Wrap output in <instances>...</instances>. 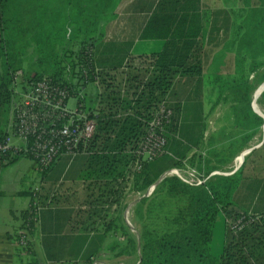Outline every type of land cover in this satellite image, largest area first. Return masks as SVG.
Here are the masks:
<instances>
[{
  "label": "trees",
  "instance_id": "1",
  "mask_svg": "<svg viewBox=\"0 0 264 264\" xmlns=\"http://www.w3.org/2000/svg\"><path fill=\"white\" fill-rule=\"evenodd\" d=\"M121 1L0 0V26L9 21L7 13L12 8L26 4L35 6L41 30L59 21V16L64 14L61 43L70 44L72 40L81 39L85 18L93 20L91 23L95 25L101 21L107 24L117 17L116 9ZM147 5L149 14L140 38L162 41L160 51L138 56L142 64L136 65L128 44L105 41L104 26L97 39L87 35L78 50L71 52L74 55L71 54L66 66H71L69 74L63 75L65 72L61 69L60 73L52 75L83 104V111L95 120L96 130L86 153L80 154L83 158L80 179L85 182L86 197L79 208L63 209L57 205L59 196L55 193L53 197L50 193L39 194L37 206L40 208L58 206L55 211L49 209L43 213L40 210L44 257L50 264H93L104 249L113 253L117 250L115 256L137 252L138 240L123 216L125 191L130 187L127 177L135 161L134 152L148 135L150 124L163 105L172 110L164 131L165 152L143 164L131 189L147 190L166 171L181 166L190 151L203 143L206 125L200 94L208 62L202 0H148ZM248 14L241 38L244 46L238 47L234 73L213 75L228 78L226 84L216 85L219 92L230 84L233 92L240 88L237 86H244L246 112L240 115L239 122L246 128L255 125L256 130L264 119L251 109V90L256 85L250 84L249 79L253 72L264 70V7L250 9ZM94 54L101 69L94 65ZM84 71L89 77L87 82H82ZM13 76L6 72L0 78V139L5 136L3 128L10 113ZM97 78L104 87L101 92L96 88ZM89 82L97 89L94 97H90L95 103L90 106L86 104ZM262 82L264 72L257 84ZM182 90L187 93L182 94ZM262 96L264 98V91ZM208 153L206 166L200 163L199 167L209 174L220 166L211 165L210 157L215 154L214 151ZM234 156L233 153L227 161H222L231 163ZM244 179L247 177L243 166L231 175L215 176L200 186L188 185L177 176L163 178L157 187L165 196L181 199L183 207L175 228L170 231L163 234L148 228L142 231L139 264H263L264 211L257 204L264 194V181L255 180L245 186L248 192L245 195L240 193ZM148 200L147 197L139 199L137 206H144ZM231 206L238 207L241 215L252 212L263 216L238 232L231 230L224 217V244L220 252H213L211 243L218 216ZM118 234L125 243L109 241Z\"/></svg>",
  "mask_w": 264,
  "mask_h": 264
},
{
  "label": "rangeland",
  "instance_id": "2",
  "mask_svg": "<svg viewBox=\"0 0 264 264\" xmlns=\"http://www.w3.org/2000/svg\"><path fill=\"white\" fill-rule=\"evenodd\" d=\"M128 1L129 0H122L116 9V12L120 13V16L122 17L121 19H113L107 24L106 22L101 21L99 24L95 25L94 23H91L93 22V20L85 18L80 31V33L82 34L81 39L77 41L72 40L70 44H67V41L65 42V44L61 43V41H63L64 34L63 28L65 26V21L63 20L64 14L59 16V21L53 22V24L50 25L47 24L46 27L41 30L40 26L37 24L35 6L28 7L29 5L27 4L21 5L18 8H12L7 13L9 21L6 22V24L3 23L0 26V78H3L6 75V72H8L9 75L14 74V76L12 81L13 92L11 106L9 109L10 113L8 115L7 125L6 127L4 125L5 129L3 128V130H5V135L8 132L12 110L14 109L16 104L21 103L24 98V86H30L33 82L44 77L54 79L52 75L60 73L61 69L62 71L64 69L63 73H65L63 75L69 74L71 71V66H66L69 63L68 61L69 57L72 54L71 52H75L76 50H78L80 43L85 38V36L88 35L89 37L94 38V40L97 39L99 31L102 32L104 26V29L106 31L105 38H114L116 36L124 35L122 24L126 15L125 8ZM103 47H105L104 44ZM73 55L74 54H72V57ZM95 57L96 54H94L93 56L94 65L100 68V66L96 62ZM136 62H140V64H142L140 59H137ZM233 63L234 62H229L230 66L229 68H227V72H224L225 69H222L225 62H212L211 67H208L209 64L206 65L200 99L203 103H210L212 105L209 109L210 111L208 110L210 113L212 111H215L216 108L220 107V105L222 104L236 103V105L234 104L232 105V107L234 114L238 117V113H241L244 110V106L246 107V102L244 101V97H246V95L244 96L243 85L237 86L240 87L237 88V92H233V86L231 84L223 88L221 92H219L221 83L223 82V85L226 84L228 78H216V76L213 75L222 74V72L232 75L231 65ZM213 65L216 66L212 68ZM98 67L97 70H100L101 68L99 69ZM263 72L264 70H260L257 74H255L253 78L249 79V82L250 84L256 85V88L254 90H251V101H254V103L256 104L258 103L264 111V98L261 91L259 93V97L255 98V91L263 83L262 82L261 84H257L258 78ZM113 74L114 76H118L117 73ZM76 79L78 78L76 77ZM216 80H218L219 82H216ZM216 85L219 87H217ZM96 88L98 89V92H101L104 89V87L100 83L99 78ZM96 88L94 87L93 83L89 82L87 86L88 94L86 95V104L88 106L95 103L94 99L90 97H94L97 92ZM186 93L187 92H183L182 94ZM70 103L71 105H75L76 99H71ZM261 135L263 138V128L261 130ZM259 143L260 141H255L251 145ZM205 145L208 147V143L205 141V139H203L202 145L200 146V148H197L198 152L193 153L189 158L184 159L181 166L175 167L177 169H180L184 180L177 176V174H170L167 176H177L184 183L191 186L206 185L208 181L215 177L213 175L219 174V172L222 170H212L208 174L206 170L199 167L200 163L206 166L205 161L209 156V151L206 154L200 152L203 151ZM226 146L227 148L225 149V152H230V150L235 148V141L226 142ZM212 151H214V154L217 158H223L224 160L229 159L230 154H233L235 152L232 151L228 153V156H226L223 153L224 151H220V153L217 149H214ZM6 157V159L0 160V182H3L4 188L8 189L9 191L18 190V194L14 196L11 195V198L19 197L21 202H28L31 199V203L29 202L27 207L20 205V209L15 211L20 220V227H17L14 236V243L19 248V264H49L46 261L45 257L42 263V260L37 254L36 247L30 241L31 235H36L37 233H39V230H41V208L38 211V209H36V205L39 203V194L40 196H42L46 193L45 190L41 191L37 177L35 175H37L38 172L42 175H45L46 173L39 170L36 161L30 156H25L24 154L22 155L9 153ZM29 157L32 159H30ZM28 159L32 160L33 162ZM33 164L37 168L34 169ZM172 169L173 168L168 171L171 172ZM192 169L200 172V174L203 176L202 179H205L206 181L199 185L191 184V178L189 177V174L187 172H192ZM258 171L261 170H256V175L261 173L262 176H264V171ZM214 172L217 173L211 175ZM222 172H231V169H228L227 171L223 170ZM136 173L138 172L133 171L132 168L127 177L130 180L128 184V186L130 187H127L125 191L123 204H125L126 206H124L123 208V216L125 223L130 229V232H132V234L136 236L138 240V250L137 252H130L131 247H129V254L115 256L114 253L117 250L113 253V251H106L104 249L101 254H98L99 256L93 262V264H139L142 256L140 248L142 231L148 228L150 230L153 229L156 232L163 234L175 228L176 226L175 221L180 215V209L183 207V202L181 201V199L177 197L170 198L168 196H165V192L162 190L160 191V187H157L160 183H157L158 180L153 184L155 185L157 183L154 188H152L153 185H150L145 191L131 189V187L133 188L134 186L133 181ZM167 176H164V178ZM252 183L253 182L251 181L250 185ZM54 188H58V185L48 188V190H51L52 192ZM2 194L3 190L0 188V199L2 198V196H4ZM143 197H147L149 200L144 206L138 207L137 202ZM149 203L151 205V209ZM127 210L128 219L126 220L125 214ZM238 212H240L238 207L231 206L230 209H228L225 213L222 210L221 214H219L214 238L211 243L213 252H220L224 244V217L227 218V223L229 226L233 221L241 216L242 213L239 214ZM21 232H25L28 236L27 240H25L24 242L22 241V237L20 236ZM115 240H120L123 241L122 243H125V239L122 236L119 237V234L116 237L111 236L109 239L110 242H115Z\"/></svg>",
  "mask_w": 264,
  "mask_h": 264
},
{
  "label": "crops",
  "instance_id": "3",
  "mask_svg": "<svg viewBox=\"0 0 264 264\" xmlns=\"http://www.w3.org/2000/svg\"><path fill=\"white\" fill-rule=\"evenodd\" d=\"M147 1L148 0H129L126 4V15L122 24L124 35L114 38H105V41H116L128 44L130 47V55L135 57L136 65H141L140 62H136L138 56L150 55L153 52H158L163 44L160 40H146L140 38L141 30L149 14ZM260 7H264V0H202V8L206 16L204 44L205 59L209 64L208 67H211L212 62L222 61L225 62L222 69H225L224 72H227V68L230 66L229 62H235L238 58V47L244 46V44L241 43V38L244 34L243 27L245 21L249 17L248 13L250 9ZM121 18L120 13L117 12L115 20ZM233 64L231 65L232 74L234 73ZM215 66L216 65H213L212 68ZM224 72H222V74L228 75ZM255 74L256 73L253 72L250 78H253ZM234 104L236 105V103L222 104L220 107L216 108L215 111L210 113L209 109L212 105L210 103H203L206 125L203 139L208 143V147L205 145L203 151L200 152L206 154L208 151L211 152L217 149L219 153L220 151H224L223 153L228 156V153L235 151L236 153L234 152L235 156L231 163H224L222 161L224 160L223 158H217L211 155V165L220 166L215 167V169H213L214 171H227L231 169L229 174H216L213 176H228L235 173L243 166L247 179H244V184L240 188V193L247 195L248 192H245V186L249 185L251 181H264V176H262L261 173L258 175L255 174L256 170H261L258 172L264 171V135L263 138L261 135L262 128L264 130V123L262 126H258L256 130L255 125H252L251 128L250 126L246 128L239 122L240 115L246 112V107L244 106V110L238 113L237 117L232 107ZM251 109L256 115L264 119V111L258 103L253 104L252 102ZM230 141H235V148L226 153V142ZM246 141L248 142L245 144ZM255 141H260V143L251 145ZM245 151L248 152L244 155L241 162H238V157L242 156ZM196 152H198V149L194 148L185 159ZM230 155H232V153ZM33 166L34 169L37 168L34 164ZM63 168H65V171L60 174ZM82 168L83 158L81 155L75 157L65 156L56 162L49 171L45 172V175L39 174L38 172L35 176L37 177L41 191L45 190L47 194L50 193L51 197L54 196V193L59 196L58 206L70 211L77 210L86 197L85 182L80 179ZM250 174L253 175L251 176ZM57 179L58 181H56ZM55 185H58V188H54L52 192L48 190V188ZM0 186H2L0 188L3 190L2 195H4L0 199V264H19V248L14 243V236L16 233L15 230L17 227H20V220L15 211L20 209V205L27 207L29 202L31 203V199L28 202H21L19 197L11 198V195L14 196L18 194V190L9 191L4 188L3 182H0ZM258 201L257 205L264 211V194ZM57 207L51 206L44 209L41 208V211L43 213L49 209L55 211ZM125 217L128 219V210L126 211ZM42 237L43 233L39 230V233L36 235H31L30 241L36 247L37 254L43 263L44 247ZM101 252L99 254H101ZM262 257L264 259V256ZM47 262L50 264L49 261Z\"/></svg>",
  "mask_w": 264,
  "mask_h": 264
},
{
  "label": "built area",
  "instance_id": "4",
  "mask_svg": "<svg viewBox=\"0 0 264 264\" xmlns=\"http://www.w3.org/2000/svg\"><path fill=\"white\" fill-rule=\"evenodd\" d=\"M84 73L85 79L82 82H87L89 77L86 71ZM95 83H98V78ZM24 88V98L12 110L8 132L0 139V160L6 159L9 153L24 154L36 161L41 172H47L65 156L85 154L94 136L96 122L83 111V104L78 103L70 89L48 77ZM73 98L76 99L75 105L70 103ZM171 116L172 110L163 105L151 122L148 135L134 152L133 171H141L145 162L152 161L165 152L167 138L164 131ZM187 173L191 184L199 185L206 181L195 169ZM215 173L217 172L211 175ZM229 173L219 172L223 175ZM170 174H177L183 179L180 169L173 168L171 172H165L164 176ZM36 209L39 211L40 206ZM262 216L249 212L233 221L230 228L233 232H238ZM21 237L23 242L27 240L25 232Z\"/></svg>",
  "mask_w": 264,
  "mask_h": 264
},
{
  "label": "water",
  "instance_id": "5",
  "mask_svg": "<svg viewBox=\"0 0 264 264\" xmlns=\"http://www.w3.org/2000/svg\"><path fill=\"white\" fill-rule=\"evenodd\" d=\"M261 87H262V90H261V93L264 91V82L262 83V85H261ZM255 99V98H254ZM253 104H254V101H253ZM264 117V116H263ZM248 151H245L244 153H243V155H242V158L244 157V155L247 153ZM164 178V174L158 179V182L157 183H159L162 179ZM156 183V184H157ZM156 184L155 185H153V187L152 188H154L155 186H156ZM127 220V219H126Z\"/></svg>",
  "mask_w": 264,
  "mask_h": 264
},
{
  "label": "bare ground",
  "instance_id": "6",
  "mask_svg": "<svg viewBox=\"0 0 264 264\" xmlns=\"http://www.w3.org/2000/svg\"><path fill=\"white\" fill-rule=\"evenodd\" d=\"M262 90V87L260 86L256 91H255V98L258 97L260 94V91ZM242 156L238 157V162H241Z\"/></svg>",
  "mask_w": 264,
  "mask_h": 264
}]
</instances>
